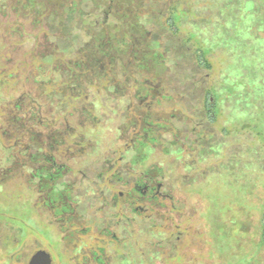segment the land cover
Listing matches in <instances>:
<instances>
[{
    "label": "rangeland",
    "instance_id": "1",
    "mask_svg": "<svg viewBox=\"0 0 264 264\" xmlns=\"http://www.w3.org/2000/svg\"><path fill=\"white\" fill-rule=\"evenodd\" d=\"M224 2L0 0V264L39 249L52 264H264V104L245 88L250 62L217 46ZM79 10L93 31L103 16L101 32L128 33L109 82L55 65L76 52L46 19ZM224 76L234 89L210 122L204 95Z\"/></svg>",
    "mask_w": 264,
    "mask_h": 264
},
{
    "label": "trees",
    "instance_id": "2",
    "mask_svg": "<svg viewBox=\"0 0 264 264\" xmlns=\"http://www.w3.org/2000/svg\"><path fill=\"white\" fill-rule=\"evenodd\" d=\"M36 0H27V5L32 7ZM91 5L94 6L96 0H90ZM233 0H226L224 2V9L228 8V11L224 13L225 17H228L229 24L220 23L219 27L223 32L219 38V45L226 48L234 60L248 64L243 69V75L249 74V80L245 88L248 92L255 93V101L259 102L258 106L264 104V0H237L236 9L229 7ZM72 7L76 5V2H71ZM248 3V4H247ZM99 5L96 4L95 8ZM44 9L45 6L40 7ZM175 8H172L167 17V25L170 29L176 27V21L178 16L174 14ZM70 12V10H68ZM80 12V10H79ZM248 12L250 15H248ZM103 16L98 19L97 27L93 31L90 17L86 12H80L79 16L72 18H66L62 14L59 18L54 19L51 14L46 19V24L53 25L54 28L60 29L64 35L61 39L64 42L66 49H71L76 52L75 56L69 55V59L62 62L61 58H55L57 61L55 64L58 68L65 64L66 70H68L69 79L73 81L84 80L88 86L99 85L101 80L109 82L115 79L114 63L115 60L120 63L123 60L125 54V39L128 38V33L123 32L119 36H115L109 32L107 35L101 32L99 26L102 27ZM236 29V32L233 30ZM93 31V32H91ZM174 31V30H173ZM88 32H91L89 34ZM196 33L190 34L191 39L195 38ZM83 35H87V40H81ZM71 46V48H70ZM64 50L63 48L61 51ZM69 52V53H70ZM195 60L200 66L210 69L211 64L207 58V49L198 45L195 48ZM155 56L141 55V58L137 61V64L133 67L136 72L148 73L149 68L146 66L147 59L154 58ZM154 64V62H153ZM122 68V66H121ZM229 75V73H226ZM225 84L220 88L215 87L206 90L202 110L206 113L210 122L215 121L216 108L218 107V101L223 98L224 95L233 91L234 85L227 84V77L222 78ZM231 81H229L230 83ZM252 87L254 89L252 90ZM246 91V89H245ZM78 92V90H77ZM81 92V91H80ZM79 95H77L78 97ZM262 102V103H261ZM261 103V104H260ZM153 141V138L149 140ZM146 144L145 140L140 139L136 145V149L140 150ZM152 189V187H151ZM19 217V216H18ZM23 227L27 225L22 222L21 218H15ZM20 227V226H19ZM29 226H27L28 228ZM264 239V231L261 234ZM264 242V241H263ZM101 261V260H99ZM102 262V261H101ZM103 263V262H102ZM109 264H138L135 258H124L120 256H114Z\"/></svg>",
    "mask_w": 264,
    "mask_h": 264
},
{
    "label": "water",
    "instance_id": "3",
    "mask_svg": "<svg viewBox=\"0 0 264 264\" xmlns=\"http://www.w3.org/2000/svg\"><path fill=\"white\" fill-rule=\"evenodd\" d=\"M28 264H52V258L49 252L39 249L30 256Z\"/></svg>",
    "mask_w": 264,
    "mask_h": 264
}]
</instances>
